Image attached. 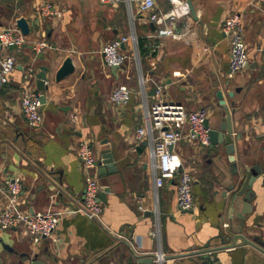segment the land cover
<instances>
[{
    "label": "crops",
    "instance_id": "1",
    "mask_svg": "<svg viewBox=\"0 0 264 264\" xmlns=\"http://www.w3.org/2000/svg\"><path fill=\"white\" fill-rule=\"evenodd\" d=\"M45 1L59 5L62 17L39 20L36 6ZM156 3L161 11L171 7L170 0ZM192 3L195 15L191 11L176 21L178 30L190 29V34L178 41L156 36V26L142 22L135 3L130 7L100 0H0V30L24 16L30 24L27 36L45 37L54 46L38 56L29 45L2 50L16 59L17 68L8 82H0V185L6 187L8 180L21 177L24 211L69 210L84 202L85 170L78 158L82 140L91 142L99 160L109 150L118 167L116 172H101L100 165L97 169L101 191L106 188L99 219L82 212L65 216L51 236L37 243L22 229H0V254L8 256L11 250L33 244L49 264H158L155 259L138 263L135 258L154 257L157 250L170 259L166 264H199L203 254L217 264H264V199L249 204L243 197L233 201L244 165L256 163L248 154L264 160L260 124L264 4L251 0ZM234 13L242 16L249 62L230 78V44L221 27ZM133 35L137 43L129 40L122 46L127 55L124 66H107L102 47ZM67 56L72 57L75 70L56 81L55 73ZM30 65L37 74L42 66L48 67L47 88H39L38 77L23 84ZM121 85L130 87L131 98L114 103L111 93ZM156 85L162 86L167 101L184 104L189 111L205 108L211 127L218 126L222 117L216 96L221 89L233 112L235 131L245 133L243 140L235 141V170L223 144L202 146L191 141L176 147L194 179L197 208L193 211L179 209L175 180L156 189L151 144L136 138L144 106L152 104ZM27 89L38 90L46 98L43 122L37 128L28 124L21 111ZM5 202L0 191V213ZM157 225L160 236L155 238L151 232Z\"/></svg>",
    "mask_w": 264,
    "mask_h": 264
},
{
    "label": "built area",
    "instance_id": "2",
    "mask_svg": "<svg viewBox=\"0 0 264 264\" xmlns=\"http://www.w3.org/2000/svg\"><path fill=\"white\" fill-rule=\"evenodd\" d=\"M104 4L114 6L122 2L130 7L135 3L138 13L143 15L142 22L153 23L156 26V36L169 37L173 40H185L190 34V29L185 31L176 28L178 19L186 18L191 14L188 0H170L171 7L161 11L157 9L156 0H100ZM252 4H264V0H251ZM59 5L50 1L42 2L36 6V16L39 20L62 17ZM222 33L230 44V63L228 76L233 78L236 73L244 69L249 62V53L244 38V26L240 13L227 17L221 27ZM129 40L137 43L135 35L123 36L112 42L106 43L101 53L107 66L122 67L126 63L127 55L122 51V46ZM29 45L35 55H40L54 46L45 38L30 39L24 35L17 25L8 26L0 30V82L6 83L10 75L16 70V59L2 50L21 48ZM208 50V48H205ZM37 77L33 65L25 70L23 84ZM144 86V79L140 77ZM48 84V80L45 81ZM132 90L127 85H121L111 93V101L125 103L130 100ZM162 86L156 85L152 104L144 106L143 124L136 129L138 141L146 140L151 144L150 167L153 173L154 185L160 189L169 181H176L177 204L180 210L193 211L197 208L194 198V179L191 172L185 167L184 159L176 147L181 142L198 141L202 146L210 145V128L207 126L208 111L205 108L189 111L184 104L167 101L163 98ZM42 93L35 89H27L21 99V111L28 124L37 128L43 122L41 100ZM264 130V118L261 120ZM139 143V142H138ZM78 158L85 170L84 202L82 205L69 210H47L29 212L22 209L20 196L23 183L20 176H15L6 182V187L0 185V191L5 194L6 202L0 213V229L19 228L31 235L34 242H39L43 237L51 236L60 221L68 215L79 212L91 219H99L103 212V203L100 196V183L97 169L100 160L97 158L91 142L84 139L80 142ZM264 183V173L262 175ZM143 211V208L140 207ZM225 227L229 224L225 223ZM152 236H160L159 225L151 232ZM154 259L158 264H166L168 259L161 250L154 252Z\"/></svg>",
    "mask_w": 264,
    "mask_h": 264
},
{
    "label": "water",
    "instance_id": "3",
    "mask_svg": "<svg viewBox=\"0 0 264 264\" xmlns=\"http://www.w3.org/2000/svg\"><path fill=\"white\" fill-rule=\"evenodd\" d=\"M191 6V11L195 15L194 7L192 0H188ZM16 25L20 29V31L24 35L30 34V24L26 17L22 16L16 20ZM113 69H118V67H114ZM75 70V66L73 63V59L71 56H67L62 62L61 66L57 69L55 73L56 81H60ZM47 72L48 67L42 66L38 77V86L40 89L47 88V84L45 81L47 80ZM234 93L230 92L232 96ZM216 96L219 100V104L223 108L222 117L220 123L216 127H211L209 120H207V126L210 128V143L212 145L217 146L220 144L224 145V151L229 154V160L232 162L233 170L236 169V157L234 155L236 151L235 141H241L245 137V133L243 131L236 132L233 124V112L229 109L226 104L224 94L221 89L216 91ZM41 100L43 104L46 102L45 95H41ZM146 144V143H145ZM214 152L218 155V149L215 148ZM255 158V162L253 164L244 165L243 171L239 177L240 187L235 192L233 201H235L238 197H243L246 200V203L249 204L252 200H258L262 202L264 199V183L262 181V175L264 173V160L258 159L251 154H248V158ZM100 171L101 172H116L118 167L114 164V159L112 153L109 150H106L102 154V160L99 162ZM237 173V171L235 172ZM101 199L105 201L106 196V188H102L100 192ZM135 258L138 263H152L154 260L153 256L148 257H140L135 255ZM0 264H49L40 258V251L35 249L33 244L27 245L25 250H11L8 256L0 254ZM84 264V263H82ZM94 264V263H90ZM199 264H217L212 263L209 254H203L201 257V261Z\"/></svg>",
    "mask_w": 264,
    "mask_h": 264
}]
</instances>
